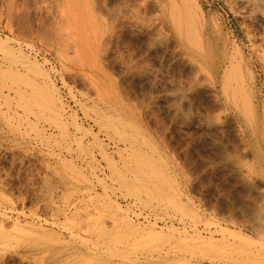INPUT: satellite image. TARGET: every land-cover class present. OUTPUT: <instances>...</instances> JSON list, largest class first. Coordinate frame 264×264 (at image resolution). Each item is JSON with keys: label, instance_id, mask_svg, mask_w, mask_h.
<instances>
[{"label": "rangeland", "instance_id": "374dc122", "mask_svg": "<svg viewBox=\"0 0 264 264\" xmlns=\"http://www.w3.org/2000/svg\"><path fill=\"white\" fill-rule=\"evenodd\" d=\"M195 1L72 0V28L64 0H0V37L49 77L0 51V221L36 228L0 233V264H264V0ZM102 199L243 241L142 243Z\"/></svg>", "mask_w": 264, "mask_h": 264}, {"label": "bare ground", "instance_id": "6f19581e", "mask_svg": "<svg viewBox=\"0 0 264 264\" xmlns=\"http://www.w3.org/2000/svg\"><path fill=\"white\" fill-rule=\"evenodd\" d=\"M191 4H192V8L194 9V14L197 13V11L200 12V6L198 5V3L195 1V0H190ZM73 5H72V0H64V8L62 9L61 13L64 14V16L66 17L67 20H69L71 22V27L74 28L75 24H74V13H73ZM190 11V10H189ZM175 20V19H173ZM178 21V20H177ZM174 23H176V21H174ZM178 25V26H177ZM175 26L177 28L180 29V24L178 22V24L176 23ZM70 27V28H71ZM71 28V29H72ZM181 30V29H180ZM179 30V31H180ZM74 31V30H73ZM77 31V30H76ZM178 31V32H179ZM74 34V33H73ZM8 40L7 38H2L0 37V51H7L9 52V54H13L15 56H20V58H24L25 59V63L28 64V69H31L33 70L34 72H37L41 75H43L46 79H48L49 77L46 75V73L44 72L43 68L40 67L38 65V63H36V58L33 59V61H31L29 59V57L26 56V54L24 55L22 50H20V47L17 48V49H14L15 47L13 48H8V45H7V41ZM75 54L78 56V57H81L83 56V53H82V50L80 47L76 48L75 49ZM18 58V59H20ZM15 59V58H14ZM35 60V61H34ZM38 62V61H37ZM24 63V64H25ZM40 64V63H39ZM23 65V64H22ZM27 68V65L25 66ZM27 69V70H28ZM11 73L10 69L7 68V69H3L1 70V74H4V73ZM225 80V78H224ZM51 81V80H49ZM226 81V80H225ZM48 82V81H47ZM52 82V81H51ZM49 82L48 85H39L40 87L36 89V95L37 97L39 98V100H41V102L45 103L48 108H49V111L53 114L54 118L60 123V110L59 109H65V108H62L63 106H58L59 104L61 105L63 100L60 99L59 95H58V92H56L54 90V87H53V83ZM223 84H224V87H226V82L223 81ZM227 88V87H226ZM225 88V89H226ZM53 91H55V94L53 93ZM58 95V96H57ZM57 102H58V105H57ZM75 123H76V120H75ZM75 125V124H74ZM79 125V124H77ZM77 125H75L76 127H78ZM80 127V126H79ZM62 162V160H61ZM65 163H67L70 167H73L74 165L71 163V162H67L64 160ZM65 168V167H64ZM66 169V168H65ZM74 170V169H72ZM77 170V169H76ZM75 170V171H76ZM77 172V171H76ZM80 172V171H79ZM80 174H78L79 176ZM84 179V178H83ZM82 179V180H83ZM78 180V179H76ZM80 180V178H79ZM100 204L104 206V210L109 213L110 215H112L111 217H114L113 219L121 222V227L122 228H119V229H123V232L122 234H124L126 236V238H130V236L133 238H137L138 239H141L143 240V242H146V244L148 243V241L150 242H154V241H168L171 239H175V237L177 238L176 240L178 242H181V243H187L189 244L190 242L192 244H197V246L199 247H210L212 246V244H219V241H224V240H227V235L226 233H228L229 235L228 236H232L235 238V240H238V241H243V234H241L240 231L238 230H231L230 228L226 229L224 227H221L220 226V230H216L220 233L221 235V238H217V236H215V233L214 231H207L206 234H202V232H200V230L198 229H194L193 232H189L185 229V227L182 229L183 231L181 232H178L177 229L173 227H170L169 230L167 231H164L161 229H157L153 224V223H149V224H145L144 226H141L140 224H134V222H131L128 220V217L122 213L119 209L118 206H115L113 205L114 203L110 202L109 200L107 202H105L104 199H102L100 201ZM102 208V207H101ZM99 208V209H101ZM102 210V209H101ZM104 212V211H103ZM105 212V213H106ZM100 214V213H98ZM101 215V214H100ZM69 219V218H68ZM113 220V223H116V221ZM119 224V223H118ZM171 225V223H170ZM219 226V225H217ZM226 227V226H225ZM168 228V227H167ZM166 228V229H167ZM175 229V233H179L177 234V236H175L174 234V231H172L173 229ZM36 228L33 227L32 224H29L25 222V224H19V222L17 221H14L12 223V226L10 229H5L4 225L2 224V222L0 221V233H3V234H9V232H13V233H28V232H33V230H35ZM116 229V228H115ZM186 230V231H184ZM230 230V231H229ZM41 231V230H40ZM115 231V230H114ZM118 231V230H117ZM45 232V231H44ZM43 232V233H44ZM121 232V231H120ZM115 234V233H114ZM118 234V232H117ZM121 234V235H122ZM35 235V234H34ZM56 236V235H55ZM113 237V236H112ZM148 238V239H147ZM111 238H109V241H110ZM134 239V238H133ZM150 239V240H149ZM62 240V239H61ZM136 240V239H135ZM148 240V241H147ZM152 240V241H151ZM249 241V240H248ZM114 242V241H113ZM135 242V241H134ZM133 242V243H134ZM164 243V242H163ZM227 242L225 241V244ZM234 243V242H233ZM145 244V243H144ZM139 246V244H137ZM190 245V244H189ZM169 246V245H168ZM188 246V245H187ZM217 246V245H216ZM141 247V246H139ZM165 247V246H164ZM196 247V246H195ZM194 249V248H193ZM199 249V248H198ZM220 250H223V249H220ZM167 252V251H166ZM243 252V251H242ZM149 253V252H148ZM258 253V256H260V258L262 259L263 263H264V253L263 252H260L259 249H257V252ZM166 254V253H165ZM222 254V253H221ZM254 255V253L252 254ZM143 256V255H142ZM256 256V255H254ZM253 256V257H254ZM148 257V256H147ZM252 257V256H251ZM250 257V258H251ZM261 262V261H260Z\"/></svg>", "mask_w": 264, "mask_h": 264}]
</instances>
